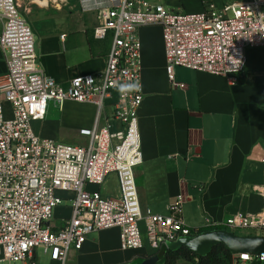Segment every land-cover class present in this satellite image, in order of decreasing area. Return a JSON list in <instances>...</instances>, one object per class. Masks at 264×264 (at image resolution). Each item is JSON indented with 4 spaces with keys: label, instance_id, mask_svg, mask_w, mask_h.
Returning <instances> with one entry per match:
<instances>
[{
    "label": "built area",
    "instance_id": "2783aa9c",
    "mask_svg": "<svg viewBox=\"0 0 264 264\" xmlns=\"http://www.w3.org/2000/svg\"><path fill=\"white\" fill-rule=\"evenodd\" d=\"M80 1L82 9L97 14L93 36L110 37L111 46L101 73L79 75L64 86L40 64L34 32L21 15L29 8L23 0H0V46L6 61L0 76V261L10 264H39V248L67 264L70 251L81 250L89 234L114 227L120 229L123 249L146 255L168 249L181 237L198 235L199 229L183 218L182 196L169 205L168 214L140 204L135 177V168L143 163L139 30L161 26L171 80L176 67H185L226 76L236 84L247 68V49L264 47V0L221 6L207 0L199 12L174 10L155 0ZM130 84H138V90L120 91ZM67 100L97 107L93 125L78 130L84 143L42 137L33 129L32 123L45 119L51 103L62 109ZM112 173L116 195L102 190ZM253 190L264 202V186L254 185ZM67 198L71 214L58 225L54 210ZM225 225L259 230L264 236V211L234 214ZM257 261L264 263V252L232 257L234 264Z\"/></svg>",
    "mask_w": 264,
    "mask_h": 264
},
{
    "label": "crops",
    "instance_id": "0c3cea01",
    "mask_svg": "<svg viewBox=\"0 0 264 264\" xmlns=\"http://www.w3.org/2000/svg\"><path fill=\"white\" fill-rule=\"evenodd\" d=\"M64 2L60 8L39 5L31 12L40 64L67 86L74 77L104 70L111 38L93 36L99 23L95 11L82 9L80 0ZM167 3L176 5L175 0ZM139 33L144 99L138 120L143 163L135 168V177L141 207L168 214L169 205L182 196L188 226L207 232L220 225L221 230L232 231L225 225L228 217L264 211L262 195L253 190L254 185L264 186V59L260 62L258 56L263 49H251L246 71L236 84L226 76L185 67H176L171 80L161 26H143ZM62 34H66L64 39ZM5 71L0 46V76ZM52 106L57 107L51 103L45 119L32 126L38 135L59 140L68 124L50 116ZM66 106L77 112L76 131L93 125L95 104L67 100L62 109ZM6 107L10 109L8 103ZM112 123L119 127L118 121ZM81 140L86 141L82 136ZM104 187L103 192L109 194ZM71 210L70 205L66 216ZM143 254L123 249L120 229L114 227L89 234L81 250L70 251L67 264H138ZM50 264L59 263L50 258Z\"/></svg>",
    "mask_w": 264,
    "mask_h": 264
},
{
    "label": "rangeland",
    "instance_id": "374dc122",
    "mask_svg": "<svg viewBox=\"0 0 264 264\" xmlns=\"http://www.w3.org/2000/svg\"><path fill=\"white\" fill-rule=\"evenodd\" d=\"M77 0H73V2H75ZM155 1H159L163 4H166L168 8L174 9V10H182L185 12H199L201 10H203V2L207 1V0H175L176 1V5L174 6H169L167 3V0H155ZM217 2L221 3V4H231L234 2H240L243 0H216ZM79 2V0H78ZM63 3L65 2H60V5L57 6L56 4H54L53 2H51L50 7L51 8H60L61 5L63 6ZM40 4L36 3L34 0H26V6L31 8L30 12H26L21 10V15L26 18L27 22L29 23V25L31 26L32 30H34V16L32 15V10L37 9L38 6ZM28 13V14H27ZM230 15H232V12H229ZM251 49H256V48H249L247 49V60L249 61V57L251 56ZM260 49H263L262 51H259V57H260V62L262 59H264V47H260ZM256 56V54L254 55ZM247 66H248V62H247ZM52 111L50 113V116H52V118H55L58 121H62L65 122L66 128L63 130V138L59 139L62 142L65 143H69V144H81L82 141L81 140V136L79 135V131H76L74 128V126L76 124H79L80 120L78 119V115L77 112L74 110V108H70L68 106H66L64 109L59 110L58 107H53L52 106ZM104 189H106L109 193V195H116L117 193V189H118V184H117V180H116V176L114 174H111L107 177L106 182L104 183ZM96 189L98 187H95ZM71 205V200L70 199H63L62 203L60 204V207L56 208L54 210V217L56 219L58 218H63L66 217V214L68 213V207ZM59 220V219H58ZM229 230L234 231L237 234L240 233H262L259 230H243V229H231L229 228ZM37 254H38V260H39V264H50V258H51V254L52 252L49 251L47 254L44 253L43 248H39L37 250ZM0 264H10L9 261L5 260V261H0ZM13 264H20L19 261H15L13 262ZM183 264H187L185 262H183ZM234 264V263H232ZM236 264H251L250 262H238Z\"/></svg>",
    "mask_w": 264,
    "mask_h": 264
},
{
    "label": "water",
    "instance_id": "95a60500",
    "mask_svg": "<svg viewBox=\"0 0 264 264\" xmlns=\"http://www.w3.org/2000/svg\"><path fill=\"white\" fill-rule=\"evenodd\" d=\"M220 244L224 245L233 254L244 252L259 254L264 252V236H241L227 230L207 231L194 237H181L177 241L170 243L168 249L176 250L184 246L200 255H206L214 246ZM165 251L166 249H161L153 256L143 258L138 264H156L163 257Z\"/></svg>",
    "mask_w": 264,
    "mask_h": 264
},
{
    "label": "trees",
    "instance_id": "16d2710c",
    "mask_svg": "<svg viewBox=\"0 0 264 264\" xmlns=\"http://www.w3.org/2000/svg\"><path fill=\"white\" fill-rule=\"evenodd\" d=\"M217 230H221L222 226H216ZM205 231L204 229L199 232ZM156 254V253H155ZM152 255H141L142 258H149ZM233 253L226 249L224 245H216L206 255H200L189 250L187 247H180L176 250L166 249L163 257L156 264H180L185 262L187 264H232ZM255 264H264L262 262H255Z\"/></svg>",
    "mask_w": 264,
    "mask_h": 264
},
{
    "label": "bare ground",
    "instance_id": "6f19581e",
    "mask_svg": "<svg viewBox=\"0 0 264 264\" xmlns=\"http://www.w3.org/2000/svg\"><path fill=\"white\" fill-rule=\"evenodd\" d=\"M36 2L44 7H50L51 2H53L57 6L60 5V0H36Z\"/></svg>",
    "mask_w": 264,
    "mask_h": 264
},
{
    "label": "clouds",
    "instance_id": "9594fccd",
    "mask_svg": "<svg viewBox=\"0 0 264 264\" xmlns=\"http://www.w3.org/2000/svg\"><path fill=\"white\" fill-rule=\"evenodd\" d=\"M138 84L122 85L120 91L123 93L125 90H138Z\"/></svg>",
    "mask_w": 264,
    "mask_h": 264
}]
</instances>
